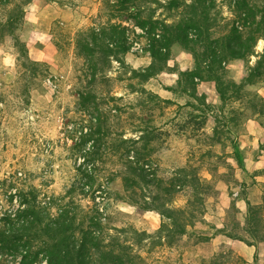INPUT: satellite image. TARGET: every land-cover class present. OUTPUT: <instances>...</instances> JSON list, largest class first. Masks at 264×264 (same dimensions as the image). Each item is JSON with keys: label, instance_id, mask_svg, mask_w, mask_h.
<instances>
[{"label": "rangeland", "instance_id": "374dc122", "mask_svg": "<svg viewBox=\"0 0 264 264\" xmlns=\"http://www.w3.org/2000/svg\"><path fill=\"white\" fill-rule=\"evenodd\" d=\"M108 1L113 2L0 0L5 5L0 7V181L16 174L19 187H35L41 199H60L75 188L71 198L84 215H91L94 203L77 187L84 155L96 139L88 135L95 131L96 118L107 121L108 141L136 140L149 127L157 137L151 144L157 175L165 187L175 189L169 207L185 209L184 220L193 212V226L171 239L162 228L170 222L159 212L129 202L118 177L123 160L106 153L97 166L96 184L103 189L96 201L103 212L104 243L130 247L141 258L136 264H264V178L257 182L250 175L257 170L247 160L259 161L264 150V73L246 79L249 66L264 53V41L250 59L223 64L219 76L224 100L213 81L199 85L200 98L184 91L180 73L197 64L190 51L173 45L165 71L145 84L147 91L170 101L157 104L134 93L136 80L131 79L132 68L151 63L149 26L123 21L131 49L126 66L112 63L95 81L78 53L79 35L112 17ZM216 3L214 40L226 35L235 18L227 0ZM12 15L14 29L7 25ZM181 17L165 9L155 14L168 23ZM196 48L202 55L204 47ZM180 169L195 170L205 191L198 194L202 204L194 202L193 188L180 184ZM157 193L148 190L149 196ZM248 204L259 208V223L248 225ZM7 205L0 197V206Z\"/></svg>", "mask_w": 264, "mask_h": 264}, {"label": "trees", "instance_id": "16d2710c", "mask_svg": "<svg viewBox=\"0 0 264 264\" xmlns=\"http://www.w3.org/2000/svg\"><path fill=\"white\" fill-rule=\"evenodd\" d=\"M32 1L34 0H27V3ZM227 1L235 18L231 29L217 40L213 39V35L219 24L217 16L212 14L217 8L216 0H168L165 3L160 0L108 1L112 17L100 28H88L79 35L78 53L92 68L95 81L98 74L112 63L126 66L125 57L131 49L123 21H132L142 27L149 26L148 53L151 63L143 68L131 69V79L136 80V85L132 86L134 93L147 95L151 102L157 104L170 102L147 91L145 84L165 71L170 48L179 45L192 53L197 64L193 71L180 73L184 77V91L196 99L200 98L199 85L205 81H213L224 100L225 91L221 88L219 76V72L224 69L223 64L250 59L255 56L254 49L258 42L264 41V0ZM2 6L5 5L1 4L0 7ZM159 9L179 13L182 17L171 23L160 21L155 19ZM115 20H120V23ZM8 23L14 29L13 15ZM15 41L26 57L24 45L19 39ZM196 47H204L202 55H198ZM249 70L246 79L264 73V53L259 56L255 66H249ZM96 122L95 131L88 134L96 139L92 150L84 155V170L79 168L82 183L77 187L81 195L94 203L91 215H84V210L71 198L75 188L60 199H41L35 187L20 188L17 183L21 178L16 174L9 175L0 181V197H4L8 204L6 208L0 206V264H136V260H141L132 254V249L128 246L120 245L117 241L112 244L104 243L103 212L99 209L100 203L96 201L101 197L103 189L100 185L96 187V184L97 166L104 161L106 153L120 155L123 160L124 168L118 173V177L122 180L129 202L142 209L159 212L170 222V226L163 223L162 228L171 239L175 235H185L187 226H193V212H190V219L184 220L187 213L185 209L169 207L170 194L175 189L165 187L164 181L157 175L152 157L154 150L151 147L157 139L154 129L143 127L136 140L121 137L117 141H108L111 135L107 129V121L97 117ZM234 149L239 168L243 169L238 149L235 146ZM179 172L183 178L180 179V184L193 188L194 202L202 204L203 200L198 194L205 191L195 170L180 169ZM151 188H155L158 193L149 196L148 190ZM149 197L151 199L147 201ZM248 206V225L259 223V208L251 204Z\"/></svg>", "mask_w": 264, "mask_h": 264}, {"label": "crops", "instance_id": "0c3cea01", "mask_svg": "<svg viewBox=\"0 0 264 264\" xmlns=\"http://www.w3.org/2000/svg\"><path fill=\"white\" fill-rule=\"evenodd\" d=\"M261 137L264 138V131H263V135H261ZM261 153H262V156L259 155L257 157L259 159V161H257L255 158L252 159L250 157H247L248 162L251 161L252 162L251 165L254 166L255 170H257V171H254L253 173L250 174V175H252V177L257 179V182H259V180H263V178H264L263 177L264 176V150L261 151ZM260 171H262L263 173L261 174ZM254 173H256V174H254Z\"/></svg>", "mask_w": 264, "mask_h": 264}]
</instances>
